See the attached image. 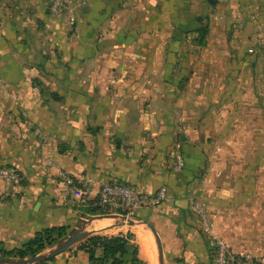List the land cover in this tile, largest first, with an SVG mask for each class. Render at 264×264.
<instances>
[{"label":"crops","instance_id":"crops-1","mask_svg":"<svg viewBox=\"0 0 264 264\" xmlns=\"http://www.w3.org/2000/svg\"><path fill=\"white\" fill-rule=\"evenodd\" d=\"M20 1L0 0V168L23 175L9 197L0 188V246L66 226L133 234L141 264H215L197 200L241 264H264V1L217 0L204 45L189 47L173 34L200 0H88L74 37L35 0L40 39L20 29ZM64 175L97 186L69 194ZM112 182L150 195L165 186L169 200L133 219L93 214ZM82 242L49 264H90Z\"/></svg>","mask_w":264,"mask_h":264},{"label":"built area","instance_id":"built-area-1","mask_svg":"<svg viewBox=\"0 0 264 264\" xmlns=\"http://www.w3.org/2000/svg\"><path fill=\"white\" fill-rule=\"evenodd\" d=\"M60 0H57L53 5V9L57 11ZM185 166V159L180 151L175 153V162L172 169L175 172L181 171ZM67 184V193L79 192L82 196L92 191L97 183L93 179H74L68 175H64ZM23 180V175L20 171L3 167L0 168V188L4 184L6 189L2 191V195L9 197L10 189L17 182ZM169 200V190L167 187H161L156 194L150 195L140 192L128 185L112 182L102 185L99 189L97 199L92 204V209L97 210L98 214H106L110 211H116L128 219H133L139 209L156 207ZM192 210L198 215L200 224L204 232L213 237L216 247V261L215 264H241L243 259L248 257L236 255L229 246L222 240L218 239L211 228L209 216L203 206L198 201H191Z\"/></svg>","mask_w":264,"mask_h":264},{"label":"rangeland","instance_id":"rangeland-1","mask_svg":"<svg viewBox=\"0 0 264 264\" xmlns=\"http://www.w3.org/2000/svg\"><path fill=\"white\" fill-rule=\"evenodd\" d=\"M242 1H245V0H242ZM246 1H248V0H246ZM34 2H35V0H21L20 1V4H19L20 18H23L24 20L27 19L25 22H28V23L21 24L20 29L22 31L24 29L32 37V39H34L35 36H37V35H39V39H40L41 37H43L40 34H42L45 30H47V29H45L47 27L43 28L41 20L38 21L37 18H35V16L37 15L36 10H38V8H36V6H34L35 5ZM36 2H37V5L40 3L39 0H36ZM49 2L51 4L50 12L48 13L49 14L48 16H45L44 10L49 7V4H48ZM56 2H57V0H43L42 5H41L42 16H44V18H47V19L49 18L52 21L53 30L57 29V31H59L60 26L63 25L66 27L68 33L74 37V35L78 32V22L77 21H78L79 14L82 11L86 10V8L88 6V0H60L58 8H57L58 12H56L53 9V5ZM250 2L255 6V5H257L258 0H250ZM199 3H200V5L197 4L196 6H198V8L195 9V11H194L197 15L195 17V19H193L190 24H187L186 26H184V28L179 30L181 32L180 35H178L177 30H175L174 34H173V38H175V40L178 36L180 37L178 39V41H182L183 38L188 40L189 43L187 44V47L191 46V44L203 46V44H201V42H200V36L196 33L197 29H199V28L202 30L208 29V34H209V32L211 31V26H213L214 15H220L221 14L219 12V10L217 11V13L214 12V10L218 9L217 5L215 7H211L207 0H200ZM202 3H204V5H201ZM258 5L260 6V9H257V14L256 13H254V14L258 15V16L264 15L263 14L264 13V3H261V4L258 3ZM199 6H200V8H199ZM43 22L45 23V26H47L46 20H44ZM260 25H261V29L264 30V23H262ZM262 30H260V31L264 34V31H262ZM194 35H195V38H194ZM260 46H261V49L264 50V37L262 39H260ZM52 49H55V48H52ZM201 175H203L202 172H201ZM81 230L82 229L77 230V232L75 234L80 233V232H84ZM201 232H202V230H201ZM203 232H204V230H203ZM75 234H73V235H75ZM73 235H71V236H73ZM63 242L64 241H60L58 244L47 249L46 251L42 252L41 254L48 255L51 251L57 249L58 246L60 244H62ZM0 264H18V262H17V260H14V261L7 263L4 260H1V258H0Z\"/></svg>","mask_w":264,"mask_h":264},{"label":"trees","instance_id":"trees-1","mask_svg":"<svg viewBox=\"0 0 264 264\" xmlns=\"http://www.w3.org/2000/svg\"><path fill=\"white\" fill-rule=\"evenodd\" d=\"M196 33L200 36L201 44L204 45L208 36V29L202 30L199 28ZM91 211L93 214L97 212L95 209H91ZM76 232L77 230L69 231L66 226L42 230L19 248L8 250L1 245L0 258L7 263L14 260L34 258L60 241H65ZM133 240L134 235L131 233L113 237L100 234L93 235L84 240L79 249L88 253L90 264H141L139 248ZM54 259L55 257L37 264H49Z\"/></svg>","mask_w":264,"mask_h":264},{"label":"water","instance_id":"water-1","mask_svg":"<svg viewBox=\"0 0 264 264\" xmlns=\"http://www.w3.org/2000/svg\"><path fill=\"white\" fill-rule=\"evenodd\" d=\"M207 1H208V3L210 4L211 7H215L217 5V0H207ZM50 6H51V4L49 5L48 12H50ZM180 34H181V32L179 31L178 35H180ZM178 38H180V37L178 36ZM109 216L110 217L122 218L124 220L128 219V218H126L125 216H122V215H109ZM151 229H152V231H153V233L155 235L157 244L159 246L160 253L162 255L163 249H162L161 244L159 242V238H158L155 230L153 228H151ZM88 236H89V233L86 232V231L77 233V234H75L73 236H70L68 239H66L62 244H60L58 246L57 249L51 251L48 255L40 254V255H38V256H36L34 258L23 259V260H19L17 262H18V264H37V263H40V262L47 261L48 259L57 257L58 255L66 252L67 250H69L75 244L80 243L81 241H84Z\"/></svg>","mask_w":264,"mask_h":264}]
</instances>
